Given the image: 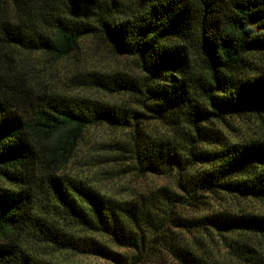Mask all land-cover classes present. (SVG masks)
I'll return each instance as SVG.
<instances>
[{
    "label": "trees",
    "instance_id": "16d2710c",
    "mask_svg": "<svg viewBox=\"0 0 264 264\" xmlns=\"http://www.w3.org/2000/svg\"><path fill=\"white\" fill-rule=\"evenodd\" d=\"M89 34L114 53L137 58L144 76L90 71L81 77L91 87L134 97L141 110L35 90L21 73V51L61 59ZM255 55H264V0H0V176L10 183L0 186V264H56L33 256L24 236L128 264L94 234L146 250L154 246L145 237L157 221L162 230H152L153 238L171 256L208 264L173 240V213L182 226L232 235L227 245L235 256L264 264V257L247 255L249 246L240 240L241 234L264 237L263 214L224 210L185 218L174 211L177 204H201L203 192L264 200V137L214 146L221 136L209 126L241 113L264 124V64ZM146 112L170 133L151 138L140 132L138 118ZM100 123L134 127L136 169L176 172L179 191L117 200L60 175L87 127ZM74 227L81 234L71 232Z\"/></svg>",
    "mask_w": 264,
    "mask_h": 264
},
{
    "label": "rangeland",
    "instance_id": "374dc122",
    "mask_svg": "<svg viewBox=\"0 0 264 264\" xmlns=\"http://www.w3.org/2000/svg\"><path fill=\"white\" fill-rule=\"evenodd\" d=\"M86 5L90 6L88 3ZM78 18L93 22L88 16H78ZM18 59L21 60L19 63L21 73L28 77L29 83L35 90L46 88L67 95L99 98L109 103L124 104L141 110V107L135 103L134 97L123 92L110 93L95 86L91 87L87 80L81 77V73L90 71L123 72L139 80L144 76L137 58L114 53L110 44L93 34L82 37L78 48L68 57L57 59L40 52L21 51ZM254 59L264 64V55H255ZM146 114V117L138 118L140 132L151 138L170 133L171 128L167 124L153 117L151 113L146 112ZM209 126L221 136L214 146L251 137H264V124L252 113L226 115L223 119L213 120ZM134 136V127L131 126L121 127L106 123L90 125L58 173L80 179L106 196L117 200H140L152 193L160 192L159 189L162 188L178 192L176 172L152 174L141 173L136 169L131 151L134 146ZM203 146L209 147V145ZM9 185L10 183L0 176V186ZM161 194L158 196L161 197ZM203 195L201 204L197 206L177 204L174 211L185 218L200 217L224 210L264 215V200L261 199L242 198L224 192H203ZM172 215L173 221L168 222V230L172 231L173 240L190 247L193 253L206 263L247 264L235 256L228 247L227 241L232 235L225 233L228 236L226 239L214 228L207 229L195 224L182 226L178 220L176 221V214ZM159 222L157 221L158 226H160ZM158 226L149 230L150 233L147 232L145 239L147 241L150 239L154 246L146 250L116 244L106 235L94 234V237L114 252L126 257L128 264H184L174 255L171 256L153 238L152 230L157 234L162 230V228L158 230ZM71 232L81 234L80 229L75 227ZM240 238L249 246L247 255L264 257V237L241 234ZM22 244L33 256L56 264H116L96 254L56 250L30 236H24Z\"/></svg>",
    "mask_w": 264,
    "mask_h": 264
}]
</instances>
